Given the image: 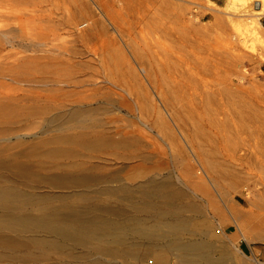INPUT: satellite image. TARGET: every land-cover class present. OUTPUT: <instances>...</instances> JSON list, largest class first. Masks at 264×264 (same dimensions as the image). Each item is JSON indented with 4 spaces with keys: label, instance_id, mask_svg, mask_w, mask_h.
<instances>
[{
    "label": "bare ground",
    "instance_id": "bare-ground-1",
    "mask_svg": "<svg viewBox=\"0 0 264 264\" xmlns=\"http://www.w3.org/2000/svg\"><path fill=\"white\" fill-rule=\"evenodd\" d=\"M41 1L0 0V264H235L229 241L264 240L258 183L240 207L200 154L164 159L142 106L74 64Z\"/></svg>",
    "mask_w": 264,
    "mask_h": 264
},
{
    "label": "rangeland",
    "instance_id": "rangeland-1",
    "mask_svg": "<svg viewBox=\"0 0 264 264\" xmlns=\"http://www.w3.org/2000/svg\"><path fill=\"white\" fill-rule=\"evenodd\" d=\"M41 2L74 64L99 85L114 82V98L123 87L142 106L164 159L182 148L200 154L223 172L227 197L240 207L253 197L249 184L264 191V0ZM229 244L235 264H264V240L242 239L246 255Z\"/></svg>",
    "mask_w": 264,
    "mask_h": 264
}]
</instances>
